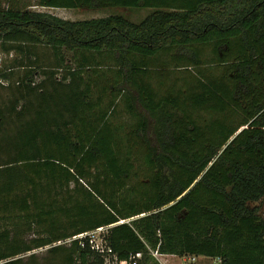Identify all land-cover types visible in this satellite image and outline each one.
I'll use <instances>...</instances> for the list:
<instances>
[{
    "label": "trees",
    "instance_id": "16d2710c",
    "mask_svg": "<svg viewBox=\"0 0 264 264\" xmlns=\"http://www.w3.org/2000/svg\"><path fill=\"white\" fill-rule=\"evenodd\" d=\"M36 2L152 14L0 5V264H264V0Z\"/></svg>",
    "mask_w": 264,
    "mask_h": 264
},
{
    "label": "rangeland",
    "instance_id": "374dc122",
    "mask_svg": "<svg viewBox=\"0 0 264 264\" xmlns=\"http://www.w3.org/2000/svg\"><path fill=\"white\" fill-rule=\"evenodd\" d=\"M25 1V0H24ZM30 4H33L32 9L34 11L40 12H48L59 16L61 18L72 20V21H79V20H88L94 18H104L110 15H122L126 17L128 20L134 23H141L144 21L149 15L152 14V10L150 9H127V8H109V9H88V8H81V9H54V8H46L42 6H38L36 0H26ZM0 5L5 7L7 5V0H0ZM43 51V52H42ZM40 52L45 53L44 50H40ZM48 53V52H46ZM18 56L14 53L11 55H0V64L1 62L5 65H8L12 62V60L16 59ZM70 57V56H68ZM1 67V66H0ZM121 103V102H120ZM261 216L264 218V201L261 203ZM106 233V232H105ZM98 233L96 234V240L98 243H101L102 237L105 234ZM44 249H41L37 252H43ZM155 257L158 259V262L161 264H221L220 259H212L206 257H194V256H172V255H159L156 254ZM105 264H113L109 261H106Z\"/></svg>",
    "mask_w": 264,
    "mask_h": 264
},
{
    "label": "built area",
    "instance_id": "2783aa9c",
    "mask_svg": "<svg viewBox=\"0 0 264 264\" xmlns=\"http://www.w3.org/2000/svg\"><path fill=\"white\" fill-rule=\"evenodd\" d=\"M108 230H109V227H102V228H99V229L94 230V231H90V232H86V233L74 236V237L68 239L66 242L70 243L74 240H79V241H81L82 245L84 246V240L88 239V241L91 245V248L94 251L98 252L101 255H104L106 257V261H109L113 264H117V260H116L115 255L113 254L112 248L108 245V243L105 240L106 235L104 237H102L101 243H98L96 240V234H98V233L101 234L103 232L104 233L106 232L105 234H108ZM137 257H141V255L138 254ZM131 264H137V262L134 261Z\"/></svg>",
    "mask_w": 264,
    "mask_h": 264
},
{
    "label": "crops",
    "instance_id": "0c3cea01",
    "mask_svg": "<svg viewBox=\"0 0 264 264\" xmlns=\"http://www.w3.org/2000/svg\"><path fill=\"white\" fill-rule=\"evenodd\" d=\"M67 10H69V9H67ZM70 10H72V9H70ZM150 10H151V9H150ZM174 75H175V76H178L179 74H178V72H176ZM150 82H151V84H152L154 90H156V91H160V90H162L161 88H159V86L161 85V83L158 82V79H157V78H152V80H151ZM170 84H171V82H170ZM122 106H123V108H124V103L122 104ZM143 110H144V109H143ZM144 114L147 115L148 113L144 110Z\"/></svg>",
    "mask_w": 264,
    "mask_h": 264
}]
</instances>
